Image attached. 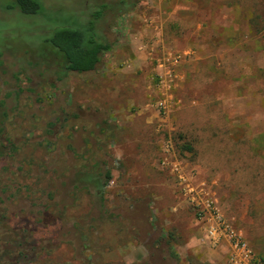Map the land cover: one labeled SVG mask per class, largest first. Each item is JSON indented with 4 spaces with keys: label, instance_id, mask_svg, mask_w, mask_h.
<instances>
[{
    "label": "rangeland",
    "instance_id": "rangeland-1",
    "mask_svg": "<svg viewBox=\"0 0 264 264\" xmlns=\"http://www.w3.org/2000/svg\"><path fill=\"white\" fill-rule=\"evenodd\" d=\"M42 2L56 21L0 0V129L17 148L13 156L7 142L0 146V264L19 251L27 257L17 264H226V251L205 235L208 214L197 200L206 199L264 260V0H139L125 14L118 0ZM104 3L98 27L118 35L117 44L143 24L142 9L159 16L155 7L166 6L180 9L163 17L167 38L181 43L204 21L205 36L221 48L217 68L207 60L192 71L167 62L173 111L158 127L134 117L148 98L122 90L119 72L130 65H109L107 52L94 71L66 72L47 42L53 22L76 15L82 23ZM179 70L185 76L175 86ZM152 71L143 87L154 104L165 96ZM79 121L91 124L87 140L73 132ZM100 133L102 143L94 141ZM106 169L102 207L85 175ZM169 234L179 261L155 244Z\"/></svg>",
    "mask_w": 264,
    "mask_h": 264
},
{
    "label": "crops",
    "instance_id": "crops-1",
    "mask_svg": "<svg viewBox=\"0 0 264 264\" xmlns=\"http://www.w3.org/2000/svg\"><path fill=\"white\" fill-rule=\"evenodd\" d=\"M155 8L156 10L159 9L157 10L159 16L155 11L156 14L147 17L148 10L143 12L144 9H142V16L145 18L143 20V24H141V26H139V28L135 29L134 31H129L130 33L126 32L125 38L121 41L123 43L117 44V47L115 46V48L108 52L110 53L109 65H113L116 62H125L127 65H130L129 69H127L124 74L119 72V83L124 86L121 87L122 90L129 91L132 88L138 89L143 92L144 97L148 98V102H143L142 104L138 105L135 110L136 115H133L136 118H140L142 124L148 127H150V125L152 127H158L156 126V123L165 122L168 115L173 111V103H171L169 100V96L167 97V101L169 100V109L164 112L163 115L165 116H162L157 110L156 106L150 102L148 97V94H150L149 86L143 87L145 84H143V82L152 70V72H154V74L161 80L165 78L168 73L170 74V71L167 67L168 61H170V65L175 66L184 62L183 66L185 69L192 71L195 69L194 65L196 63L204 60L213 61L215 63V67L217 68L218 64L221 62L220 59L222 58L221 48L218 47V49L215 50V44L210 41V36L209 39L205 36V30H211V26L208 27L209 25L207 23L204 21L195 23L193 29L188 31L183 36L180 43L178 38H173L171 40L167 38L163 30V27L166 26L165 23L167 22L163 19V17L174 16L176 13L180 12V9L166 6L162 8ZM202 37H204L203 41L201 40ZM121 46H129L131 50H126L127 52L125 53L120 52L118 47ZM158 46H161L162 56L158 55L157 53ZM230 47L231 45L228 46L229 49H231ZM179 53L185 55L181 60L180 57L179 59L176 58V55ZM155 60L157 62L154 67ZM184 76L185 72H180V70L174 74V78L176 80L175 86H177L178 80L180 81ZM138 78H142V83L139 85L137 83ZM161 81H164V79ZM137 85L139 87H135ZM179 109L180 107H177L175 111ZM157 131H159V128L156 129V132ZM164 163L168 164L165 161ZM170 163L172 164V168L178 169L177 162ZM219 248L223 249L222 247Z\"/></svg>",
    "mask_w": 264,
    "mask_h": 264
},
{
    "label": "trees",
    "instance_id": "trees-1",
    "mask_svg": "<svg viewBox=\"0 0 264 264\" xmlns=\"http://www.w3.org/2000/svg\"><path fill=\"white\" fill-rule=\"evenodd\" d=\"M138 3L139 0H118L117 6H120L125 14L132 11ZM11 7L22 14L35 16L39 19H41L42 16H46L48 18L47 14L52 15L55 11L54 9L51 11L46 9L42 0H15V3H13V5L11 4ZM107 7L108 5L105 3L100 5L86 20L83 18L84 22L82 23L77 19L76 15H71L60 23L53 22L54 25L49 27L48 32L50 33V37L47 38V42L62 57V65L66 72L88 73L94 71L97 68V65L101 62L104 54L111 51L117 44L118 35L114 37L110 36L108 38L98 27V24L103 17V10ZM48 20L56 21L52 17L48 18ZM6 116L7 115L4 114V117ZM90 125L91 124L87 125L86 121L76 122L75 125H72L73 129L75 128L74 126L77 128L76 130L74 129L73 132L83 134V139L87 140L90 135L86 133L89 132L92 134L93 132ZM82 128L84 129L83 132L80 131ZM0 133L2 136L0 138V146L7 149L6 145H4V142H7V146H11L8 154H12L14 156L17 148L16 145L10 141V131L5 132V128L2 127V129H0ZM100 134L101 135H93L94 141L98 143L103 142L106 135L104 136L102 133ZM55 147H61L59 141L55 144ZM183 148L187 151L192 150L189 143H184ZM92 151L96 152V147H92ZM0 154H2V151H0ZM85 176L88 182H92L94 187L93 194L96 196L98 203H100L103 207L104 188L111 180L110 170L106 169V171L102 174H88ZM172 239V234H169L167 237L161 235L155 241V244L157 246L167 245L169 247L171 257H173L176 261H179V255L176 251H174L171 244ZM151 253H153V250ZM26 257L27 256L24 252L19 251L17 257H10L12 260H9V264H17L18 261H21ZM150 257L152 258V255H150ZM140 264H150V260Z\"/></svg>",
    "mask_w": 264,
    "mask_h": 264
},
{
    "label": "built area",
    "instance_id": "built-area-1",
    "mask_svg": "<svg viewBox=\"0 0 264 264\" xmlns=\"http://www.w3.org/2000/svg\"><path fill=\"white\" fill-rule=\"evenodd\" d=\"M171 81L169 83L161 81L164 88L162 96L165 97L153 104L158 110H162L163 112L169 109L166 91L170 88ZM197 204L198 206L202 204L208 214V225L205 235L214 247H222L226 251V264H264V260L257 256L242 232L233 228L228 220L219 212L213 201L209 199L204 201L197 200Z\"/></svg>",
    "mask_w": 264,
    "mask_h": 264
}]
</instances>
